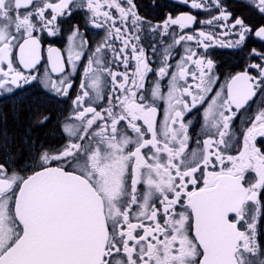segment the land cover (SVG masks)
I'll list each match as a JSON object with an SVG mask.
<instances>
[{"label": "snow or ice", "instance_id": "snow-or-ice-1", "mask_svg": "<svg viewBox=\"0 0 264 264\" xmlns=\"http://www.w3.org/2000/svg\"><path fill=\"white\" fill-rule=\"evenodd\" d=\"M0 264H264V0H0Z\"/></svg>", "mask_w": 264, "mask_h": 264}, {"label": "flooded vegetation", "instance_id": "flooded-vegetation-1", "mask_svg": "<svg viewBox=\"0 0 264 264\" xmlns=\"http://www.w3.org/2000/svg\"><path fill=\"white\" fill-rule=\"evenodd\" d=\"M45 55H46V52H45ZM220 59L224 62V68L222 69L223 71L229 70L230 66L232 64H235L236 63V61H235L234 58L229 57L227 55L221 56Z\"/></svg>", "mask_w": 264, "mask_h": 264}]
</instances>
